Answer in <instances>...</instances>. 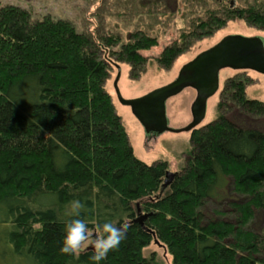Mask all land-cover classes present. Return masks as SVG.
Wrapping results in <instances>:
<instances>
[{
	"label": "trees",
	"instance_id": "16d2710c",
	"mask_svg": "<svg viewBox=\"0 0 264 264\" xmlns=\"http://www.w3.org/2000/svg\"><path fill=\"white\" fill-rule=\"evenodd\" d=\"M190 2L199 12L161 67L230 21L264 31V0ZM156 45L143 31L96 43L65 20L0 5V264H94L92 247L59 251L72 199L93 234L106 219L129 225L99 264H158L143 255L154 240L172 264H264V103L246 97L243 77L226 80L217 118L190 132L186 166L162 188L166 163L133 154L104 88L112 62L141 73Z\"/></svg>",
	"mask_w": 264,
	"mask_h": 264
},
{
	"label": "rangeland",
	"instance_id": "374dc122",
	"mask_svg": "<svg viewBox=\"0 0 264 264\" xmlns=\"http://www.w3.org/2000/svg\"><path fill=\"white\" fill-rule=\"evenodd\" d=\"M190 1L0 0V5H13L27 10L30 13L31 21H41L47 17L52 20H65L78 33L88 35L93 41L100 44L101 40L108 36H117L120 41H126L128 35L134 31H143L147 36L156 38V46L141 52L145 57L144 69L141 73L131 70L127 63L112 62L104 88L110 95L115 112L125 128L133 154L148 165L165 162L167 171L178 173L186 166V159L191 148L190 132L166 131L160 135H146L130 108L122 105L117 99L114 81L118 69L119 78L116 88L120 96L126 100L136 99L174 81L185 64L202 51L214 46L225 36H261L264 38V31L249 26L242 20L230 21L224 27L205 37L188 39L184 45V51L177 56L171 66L161 67L156 61L161 51L177 40L180 31L187 29L191 20L195 18L196 12H199L200 5L196 7ZM113 49L118 50V46ZM218 76V91L207 100L205 117L196 129L202 128L217 118V105L225 97L224 86L229 78L243 77L246 82V97L264 103V75L254 71H237L225 68L220 70ZM194 99L195 91L185 88L167 100L166 117L171 128L180 129L191 122L190 107ZM230 109L231 112L226 113L230 119L239 120L242 124L247 123L245 117H238L233 108ZM257 120L262 123V126L258 125L260 129L264 130V116ZM225 207L227 206H221V210ZM257 217L256 226L264 228V215ZM90 247L91 245H88L84 249ZM143 255L153 256L158 264H172V259L166 249L154 242L143 250Z\"/></svg>",
	"mask_w": 264,
	"mask_h": 264
},
{
	"label": "water",
	"instance_id": "95a60500",
	"mask_svg": "<svg viewBox=\"0 0 264 264\" xmlns=\"http://www.w3.org/2000/svg\"><path fill=\"white\" fill-rule=\"evenodd\" d=\"M225 68L254 71L264 75V38L261 36H225L214 46L202 51L185 64L174 81L136 99L126 100L120 96L116 88L119 69L114 87L118 101L130 108L146 135H160L166 131L191 132L203 121L207 100L218 91V75L220 70ZM185 88L195 91V99L190 107L191 122L183 128L174 129L168 124L166 102ZM175 175L176 173L166 171L162 188L168 186ZM144 218L145 216L138 217L135 222L142 225ZM154 243L159 244L156 240Z\"/></svg>",
	"mask_w": 264,
	"mask_h": 264
},
{
	"label": "clouds",
	"instance_id": "9594fccd",
	"mask_svg": "<svg viewBox=\"0 0 264 264\" xmlns=\"http://www.w3.org/2000/svg\"><path fill=\"white\" fill-rule=\"evenodd\" d=\"M70 219L64 227V236L59 251L62 254L77 256L82 249L88 245L92 247V254L89 257L94 264H99L109 251L115 250L124 239L129 227L128 223L117 224L111 219H106L98 224L93 234L86 220L81 216V210L86 204L81 199H72L68 202Z\"/></svg>",
	"mask_w": 264,
	"mask_h": 264
}]
</instances>
